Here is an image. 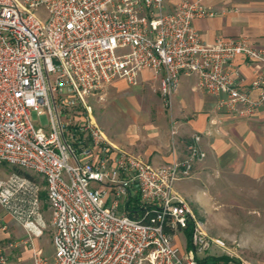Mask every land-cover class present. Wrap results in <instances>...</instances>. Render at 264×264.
<instances>
[{
    "label": "built area",
    "instance_id": "built-area-1",
    "mask_svg": "<svg viewBox=\"0 0 264 264\" xmlns=\"http://www.w3.org/2000/svg\"><path fill=\"white\" fill-rule=\"evenodd\" d=\"M205 1L175 0L168 10V0H0V172L45 180L55 230L48 259L34 243L47 228L43 187L26 173L0 177V207L27 235L0 244V264H11L8 249L22 245L33 264H201L212 240L176 191L206 158L201 136L183 158L154 166L114 146L88 100H103L119 80L137 86L150 71L170 114L182 78L195 76L221 110L253 116L264 104V74L242 90L233 62L242 56L264 65V48L247 37L205 43L194 23L217 15ZM44 111L46 134L31 120ZM178 134L171 116L174 149ZM134 199L145 210L138 219L124 209ZM190 224L191 249L183 253L172 234Z\"/></svg>",
    "mask_w": 264,
    "mask_h": 264
},
{
    "label": "crops",
    "instance_id": "crops-1",
    "mask_svg": "<svg viewBox=\"0 0 264 264\" xmlns=\"http://www.w3.org/2000/svg\"><path fill=\"white\" fill-rule=\"evenodd\" d=\"M174 4L175 0H168V10H172ZM204 5L217 13L214 17L197 19L194 23L205 43H215L219 38L247 37L254 46L264 48V0H206ZM233 65L241 71L242 90H248L258 72L264 74V65L253 64L242 56L237 57ZM116 82L111 91L113 97L124 90ZM140 83L155 86L152 73H142ZM252 97L257 99L258 92H254ZM144 110V114H131L132 111L128 110V114L123 115L126 119L130 116L134 119V122L128 120L129 128L123 135H111L105 127H101L114 146L140 155L154 166L167 165L176 158H183L193 137L200 135V147L206 158L195 164L192 178L177 183L176 191L182 198L183 183L199 179L202 174L209 176L216 173L222 178L230 176L264 187V104L249 118L227 113L219 108L218 98L198 88L197 77L184 76L174 98L172 113L169 112V117L173 116L179 123L175 149L170 136V121L153 123L150 121V108ZM6 219L25 233L13 219L8 216ZM0 232L6 231L0 229ZM172 235L174 238L175 233ZM9 236L0 235V241L4 243ZM40 241V237L34 239L35 247L43 251ZM174 243L183 253L191 249L188 243ZM13 252L16 255L12 258L10 254ZM8 256L11 264H27L32 251L22 245L9 248ZM28 264H33V261Z\"/></svg>",
    "mask_w": 264,
    "mask_h": 264
},
{
    "label": "rangeland",
    "instance_id": "rangeland-1",
    "mask_svg": "<svg viewBox=\"0 0 264 264\" xmlns=\"http://www.w3.org/2000/svg\"><path fill=\"white\" fill-rule=\"evenodd\" d=\"M117 86L124 90L115 97L112 96L111 85L103 100H99L98 97L88 100V106L92 109L96 122L100 127H105L109 134L123 135L129 128L128 120L134 122L132 116L128 119L123 117L128 114V110L132 111L131 114L136 112L144 114V109L149 107L151 122L164 124L170 121L169 111L154 86H143L141 83L131 86L125 80L118 81ZM31 120L42 133H47L50 126L47 111L41 115L33 112ZM18 170L33 176L43 187L44 218L47 228L40 237V242L43 255L52 259L55 255L53 244L55 230L52 225V210L46 200L45 180L31 171ZM2 172L0 177L17 171L8 167ZM181 193L194 216L203 223L207 237L212 240L211 248L206 254L198 257L199 263L206 260L213 264H264V187L230 176L222 178L213 173L209 176L202 174L199 179L184 182ZM4 224L8 227L7 231L0 232V235L10 236L4 243L0 241V244L9 246L27 239L22 230L14 227L12 222L6 219L5 212L0 207V229ZM174 241L181 245L188 243L181 231L175 232ZM217 241L224 246L219 245ZM14 254V252L10 254V257L13 258ZM33 259L32 254L31 260ZM31 260L28 258L27 264Z\"/></svg>",
    "mask_w": 264,
    "mask_h": 264
},
{
    "label": "trees",
    "instance_id": "trees-1",
    "mask_svg": "<svg viewBox=\"0 0 264 264\" xmlns=\"http://www.w3.org/2000/svg\"><path fill=\"white\" fill-rule=\"evenodd\" d=\"M16 171L18 173H22L18 169H16ZM43 197H44V194H43ZM124 209L126 210L127 214L131 218H134V219L141 218L144 215V213H145V210L143 208H141V206L138 204L137 200H135V199L134 200H129L126 203V206H125ZM192 231H193V228H192L191 224L189 225V227L187 229H185L183 231V233L185 234V236L187 238V241H188V244H189L190 247H191ZM200 262L203 263V264H213V263L206 262V260H203V261H200Z\"/></svg>",
    "mask_w": 264,
    "mask_h": 264
}]
</instances>
